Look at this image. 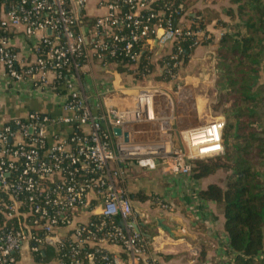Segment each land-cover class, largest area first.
Wrapping results in <instances>:
<instances>
[{"label":"built area","instance_id":"1","mask_svg":"<svg viewBox=\"0 0 264 264\" xmlns=\"http://www.w3.org/2000/svg\"><path fill=\"white\" fill-rule=\"evenodd\" d=\"M0 1V66L11 80L30 78L39 89L59 97L50 81V76L59 78L57 69L75 57L90 59L100 51H108L110 57L122 51L135 62L138 54L132 53L133 46L141 41L143 48L154 52L153 60L159 55L169 57L170 69L165 72L171 80L159 83L151 75L141 86L112 85L94 88L87 95L85 70L91 64H75L58 101L66 118L32 113L27 120L13 122L14 128L0 123V195H9L5 216L15 221L0 235V264H21L25 257L35 264L33 255L42 251L49 238L57 240L54 248H65L64 240L75 245L72 264H82L76 260L77 250L86 243L104 250V246H119L128 264H141L148 247L136 229L137 215L126 184L143 171L187 176L193 162L223 154L225 119L200 116L197 99L180 77L176 55L182 52L177 42L190 37L192 47L197 48L204 34L176 28L170 19L149 25L158 15L143 20L140 13L153 0H99L98 8L105 13L93 19L86 15L88 0ZM117 3L129 8L123 17ZM173 14L182 17L179 11ZM121 27L130 30L128 36L114 34ZM19 28L28 37L43 33L40 43L54 38L47 58L36 53L35 63L24 69L18 67V56L4 35ZM106 39L123 47H111ZM155 42L158 49L153 47ZM89 43L93 47L88 50ZM108 66L103 63L101 67ZM80 71L85 72L83 80ZM62 125L72 127V134L49 137L50 129ZM117 129L119 136L114 133ZM23 195L24 205L19 203ZM19 205L24 206L22 212ZM82 216L85 221L80 220ZM91 218L96 222L91 223ZM106 253L101 258L104 264H124L118 256ZM87 257L94 260L92 254Z\"/></svg>","mask_w":264,"mask_h":264},{"label":"trees","instance_id":"2","mask_svg":"<svg viewBox=\"0 0 264 264\" xmlns=\"http://www.w3.org/2000/svg\"><path fill=\"white\" fill-rule=\"evenodd\" d=\"M110 1L115 3L116 0ZM8 3H17V0H8ZM192 3L193 0H153L148 10L140 13V17L147 20L150 15L156 14L158 17L150 21L149 25L155 24L158 19H170L176 28L185 27L180 24L182 17H185L191 21L187 26L188 30L203 33L201 45L208 46L212 44L207 32L210 21L201 14L191 18L189 6ZM118 5L120 17L129 12L127 6ZM174 11H179L182 17L173 14ZM223 14L226 21L219 17L216 20V27L224 32L215 45L214 102L211 105L214 114L225 119L223 154L210 160L193 162L191 174L194 179L199 180L214 176L219 171L228 173L224 182L220 183L222 185H209L199 193V198L214 203L223 215L229 246L235 254L234 264H264V0H230V5L224 9ZM86 19L83 17V22H87ZM129 33L130 30L125 27L114 30V34L124 37ZM4 35L11 37V34ZM53 41L54 38L48 37L37 45L35 51L38 57L47 58ZM105 42L118 49L123 47V44L113 43L112 39H106ZM177 44L182 49L181 53H175L182 69L195 47H192L193 39L190 37ZM143 45L144 42L141 41L133 46L132 53L138 54L135 62L122 51L115 57H110L108 51H100L90 59L85 56L75 57L66 66L55 71L59 78L52 80V86L56 92L64 93L65 83L74 73L75 64L80 67L94 64L101 68L103 63L138 84L151 75H154L156 82L169 83L171 80L165 72L170 69L169 57L159 55L155 61L154 52H149ZM92 47L90 43L86 46L88 50ZM160 68L164 73H158ZM84 73L79 72L82 80ZM8 125L14 128L12 123ZM44 185L52 187L50 183ZM128 185L129 183L126 184ZM129 196L137 201H144L146 198L139 193ZM25 201L26 195L21 196L19 203L24 205ZM9 204V195L1 194L0 235L14 226L15 221L5 216V207ZM18 209L22 212L24 206L19 205ZM96 220L91 218L90 222L94 223ZM34 233L44 236L40 231ZM64 244L65 248L61 249L46 242L42 251L33 255L34 263L72 264L71 248L75 245L69 240H64ZM144 245L148 247L146 239ZM77 251L76 260L82 264H104L101 258L107 255L103 248L90 243L83 244ZM90 254L94 256L92 262L87 257ZM123 257H127V254Z\"/></svg>","mask_w":264,"mask_h":264},{"label":"crops","instance_id":"3","mask_svg":"<svg viewBox=\"0 0 264 264\" xmlns=\"http://www.w3.org/2000/svg\"><path fill=\"white\" fill-rule=\"evenodd\" d=\"M99 0H90L87 4L86 15L97 18L105 12L98 8ZM230 5V0H193L189 6L191 18L197 15L210 21L207 32L212 44L201 45L193 51L188 62L180 70L191 95L199 104L203 92L209 86L214 87L215 79V45L223 34L216 27L217 18L226 21L223 11ZM180 24L187 27L191 21L185 17ZM10 45L18 56L17 65L20 69L35 63V49L43 38V33L33 37L24 34L19 28L12 32ZM154 48L158 47L153 45ZM170 46L165 50L169 52ZM156 59V58H155ZM154 59V60H155ZM87 72L84 93L87 95L94 88H111L112 85L122 86L135 84L130 77L118 74L111 67L100 68L99 65L86 67ZM213 78V81H212ZM53 78L50 76V81ZM206 89V90H205ZM49 93L47 89L36 87L35 80L25 77L20 81L8 78L0 66V123L8 125L18 120H27L30 114L39 113L55 120L68 116L59 108L62 93ZM200 116L203 114L197 108ZM190 112L193 114V107ZM189 113V112H187ZM73 132L70 126H58L49 131V137L55 134L69 136ZM214 175L205 179H194L192 174L179 175L163 174L161 171L139 172L126 186L128 194H140L144 201L132 199L136 212V225L143 239L148 241L147 254L141 264H234L235 254L231 251L228 236L225 232V220L218 207L212 202L199 198V193L209 185L220 184ZM222 185V184H220ZM80 220H86L82 216ZM105 250L118 256L124 264H128L125 253L119 246H104ZM21 264H31L29 258L21 260Z\"/></svg>","mask_w":264,"mask_h":264},{"label":"rangeland","instance_id":"4","mask_svg":"<svg viewBox=\"0 0 264 264\" xmlns=\"http://www.w3.org/2000/svg\"><path fill=\"white\" fill-rule=\"evenodd\" d=\"M89 1H90V0H88V2H89ZM212 81H213V78H212ZM122 84H123L122 82H119V81H118V85L122 86ZM143 84H144V82H143V83H140V84H137V85H138V86H141V85H143ZM205 90H206V89H205ZM213 102H214V92H213V87L209 86V87L207 88V90L203 92L202 100H201V98H200V101H199V104H198V108H199L200 112H201V110H202L204 116L207 115V114H208V115L211 114L213 117H214V116H218V114H217V115L214 114V112L211 110V105L213 104ZM220 116H221V115H220ZM215 175L219 178L218 180H219L221 183H223L224 180L227 178L228 173L225 172V171H219V172H217Z\"/></svg>","mask_w":264,"mask_h":264},{"label":"water","instance_id":"5","mask_svg":"<svg viewBox=\"0 0 264 264\" xmlns=\"http://www.w3.org/2000/svg\"><path fill=\"white\" fill-rule=\"evenodd\" d=\"M48 34H50V31H48ZM155 46H156V42H155ZM115 135L119 136L120 135V130H115L114 131ZM136 229L139 230L138 226H136ZM47 243L51 244L52 246L55 247V244L57 243V240H53V239H47ZM92 262V261H91Z\"/></svg>","mask_w":264,"mask_h":264},{"label":"bare ground","instance_id":"6","mask_svg":"<svg viewBox=\"0 0 264 264\" xmlns=\"http://www.w3.org/2000/svg\"><path fill=\"white\" fill-rule=\"evenodd\" d=\"M191 108H192V106H191Z\"/></svg>","mask_w":264,"mask_h":264}]
</instances>
